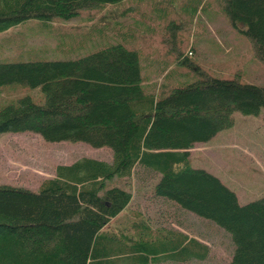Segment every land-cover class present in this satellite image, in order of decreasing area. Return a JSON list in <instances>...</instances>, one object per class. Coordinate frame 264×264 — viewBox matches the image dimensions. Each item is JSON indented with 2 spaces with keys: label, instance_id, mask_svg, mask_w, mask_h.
<instances>
[{
  "label": "trees",
  "instance_id": "16d2710c",
  "mask_svg": "<svg viewBox=\"0 0 264 264\" xmlns=\"http://www.w3.org/2000/svg\"><path fill=\"white\" fill-rule=\"evenodd\" d=\"M122 1L0 0V32L34 19L51 25L56 18L69 20L83 9ZM221 6L264 61V0H222ZM137 59L136 52L116 43L74 59L0 60V89L11 84L36 88L42 98L25 95L3 106L0 136L34 131L49 142L83 141L113 152L112 161L82 157L58 165L55 176L36 191L0 184V264L206 259L208 245L184 232H152L142 224L125 236L107 228L133 198L120 180L132 178L136 170L158 178L155 198L225 229L234 244L230 264H264V196L242 204L218 176L190 163V149L232 127L235 112L264 117V83L203 74L159 95L137 86ZM114 177L118 181L109 184Z\"/></svg>",
  "mask_w": 264,
  "mask_h": 264
},
{
  "label": "rangeland",
  "instance_id": "374dc122",
  "mask_svg": "<svg viewBox=\"0 0 264 264\" xmlns=\"http://www.w3.org/2000/svg\"><path fill=\"white\" fill-rule=\"evenodd\" d=\"M221 4L222 0H124L118 6L83 9L69 20L56 18L51 25L30 20L0 32V60L74 59L118 43L137 53V86L159 95L203 74L262 85L264 61L252 41L232 27ZM124 8L125 14L115 15L121 9L124 13ZM134 21L141 24L136 27ZM25 95L42 99L36 88L3 87L0 109ZM233 118L232 127L190 149V163L218 176L244 204L264 196V117L237 111ZM112 156L109 147L97 148L83 141L49 142L34 131L8 132L0 136V184L36 191L45 179L55 176L60 164L82 157L112 161ZM135 172L132 178L120 180L131 188L133 198L107 228L133 236L136 226L148 224L152 232H184L210 248L204 260L171 264L231 263L234 244L225 229L155 198L152 188L158 178L142 170ZM116 181L114 177L109 184Z\"/></svg>",
  "mask_w": 264,
  "mask_h": 264
}]
</instances>
